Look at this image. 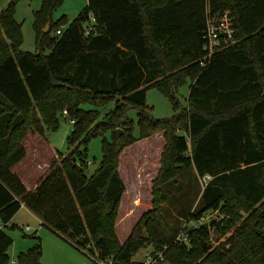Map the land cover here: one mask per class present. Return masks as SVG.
<instances>
[{"label": "trees", "instance_id": "16d2710c", "mask_svg": "<svg viewBox=\"0 0 264 264\" xmlns=\"http://www.w3.org/2000/svg\"><path fill=\"white\" fill-rule=\"evenodd\" d=\"M17 1L0 12V264H11L14 240L7 229L22 206L77 248H88L91 264L106 258L143 264L133 256L147 243L164 251L165 264H264V0H88L65 26L63 17L52 18L63 0H42L35 11L36 52L21 49ZM223 10L234 16L237 41L203 64L208 11ZM187 80L188 104L180 108L176 91ZM150 87L169 96L173 116H153ZM87 103L93 107L84 108ZM130 107L138 109V136ZM58 114L74 123L70 149L30 190L14 166L26 157L28 133L44 136L47 125L57 127ZM107 131L101 165L89 176L87 143ZM159 133L165 142L152 180L153 206L120 240L116 227L127 189L121 154ZM191 167L197 177L212 178L199 207L180 212L197 220L218 210L224 217L183 227L188 245L176 241L180 231L166 232L170 193L162 186ZM211 227L234 229L215 245ZM37 238L18 254V264H42Z\"/></svg>", "mask_w": 264, "mask_h": 264}, {"label": "rangeland", "instance_id": "374dc122", "mask_svg": "<svg viewBox=\"0 0 264 264\" xmlns=\"http://www.w3.org/2000/svg\"><path fill=\"white\" fill-rule=\"evenodd\" d=\"M10 0L0 1V12ZM88 4V0H63L52 13L54 21L63 17V25L69 24ZM42 5V0H18L15 6V17L22 24L24 41L21 45L23 51L36 52V32L34 27L35 11ZM190 92V80L182 83L176 91L179 101L178 107L188 104ZM146 103L151 107V112L155 118L171 117L176 113L177 108L173 105L169 96L158 87H150L147 90ZM84 108H92L93 105L87 103ZM114 107L110 103L103 109V112ZM133 120V131L136 136L140 134L138 122V109L130 107L127 112ZM58 125L56 128H45L44 136H38L40 149L33 154L32 145L34 140L29 136L25 142L29 155L17 168H26L30 171L29 179H26L28 186L44 172L45 169L34 165V158H38L40 163L51 164L53 160L61 159L59 153H67L70 149L68 137L71 134L74 123L66 114H58ZM121 129V128H119ZM118 129V130H119ZM123 130V129H122ZM123 131L121 132V134ZM37 134V133H36ZM120 134V135H121ZM111 138V132L107 131L103 135H97L87 143V173L90 176L101 165L103 159V138ZM48 141L49 149L42 141ZM163 133L156 134L150 138L138 140L124 149L120 158V173L127 185L126 192L122 198L118 221L117 234L120 240H124L131 232L143 213L152 208V180L157 175L160 167L161 153L164 147ZM39 147V146H38ZM36 162V161H35ZM49 170V169H48ZM48 170L46 172H48ZM203 177L198 176L196 170L191 167L178 181L164 184L163 190L169 191L167 203L164 204L166 217V232L170 236L176 231L183 230V227H197L199 219H191L189 215H184L180 211L186 208V212L196 210L200 203V191L205 183ZM244 213V212H241ZM206 216H221L217 211H208ZM17 226L7 229L13 237V244L9 249L11 259H16L20 252L28 250L38 242L37 236L41 238L43 254L42 264H91L94 255L87 248L85 250L77 248L66 236L59 234L50 227L42 224V220L29 208L22 207L13 223ZM30 226V228H28ZM233 229H213L209 234V241L219 245L226 241L227 237L233 233ZM153 251V245L147 243L142 246L133 256L134 260L140 261L146 258L147 254ZM164 261L158 264H165Z\"/></svg>", "mask_w": 264, "mask_h": 264}, {"label": "built area", "instance_id": "2783aa9c", "mask_svg": "<svg viewBox=\"0 0 264 264\" xmlns=\"http://www.w3.org/2000/svg\"><path fill=\"white\" fill-rule=\"evenodd\" d=\"M62 29L57 30V34H60ZM236 28L234 25V16L231 14L229 10L218 11L215 13H211L208 11L207 14V26H206V43H205V59L203 60V64L213 56V54L220 49L232 46L236 41ZM66 112V110H65ZM212 176L210 174H206L203 176V181L206 184ZM218 211V210H217ZM214 210L213 212H216ZM207 213V212H206ZM205 213V214H206ZM203 215L197 223V227L201 226L202 224H210L211 220H220L224 215L221 216H206ZM30 228V226H28ZM214 227L210 228L212 231ZM177 242H182L186 244H190V236L189 232L182 230L176 237ZM164 260V251L162 250H153L152 252L148 253L146 258L142 260L143 264H158ZM99 264H111L113 262L112 258L106 259H99L97 260ZM11 264H18L17 258L11 260Z\"/></svg>", "mask_w": 264, "mask_h": 264}, {"label": "crops", "instance_id": "0c3cea01", "mask_svg": "<svg viewBox=\"0 0 264 264\" xmlns=\"http://www.w3.org/2000/svg\"><path fill=\"white\" fill-rule=\"evenodd\" d=\"M30 135H31V136H34V137H32V139L34 140L33 145H32V153L35 154V153L40 149V147H41L40 144H39V143H40V140H38V139H39L38 136L40 137L41 135L36 134V133H31V132H29L28 135H27L26 138H25L24 144H25L27 138H28ZM42 142H43V144H44L46 147L50 146L47 140H46V142H44V141H42ZM25 146H26V144H25ZM38 146H39V147H38ZM26 149H27V148H26ZM48 149H49V147H48ZM49 150H50V149H49ZM28 155H29V152L27 151L26 157H25L22 161H20L18 164H16V165L14 166V170H15V172H17V173L21 176L23 182L25 183V185L27 186L28 189H30V190H35L36 187H37V185L39 184L41 178L47 173L46 171L49 169V167H50L51 164L44 163L45 165H43L42 163H40V160H39L38 158H34V165L36 164L37 166H39L38 168L45 169V170H44V172H43V173H42V174H41L36 180H35V178L33 177L32 184H31L30 186H28V182H27L26 179H29L30 171H28L26 168H22V169H19V170L17 169V168L20 166V164H22V162H24V160L27 158ZM35 161H36V162H35ZM36 165H35V166H36ZM22 207H26V206H22ZM26 208H27V207H26ZM16 215H17V214H16ZM16 215H15V216H16ZM15 216H14V218H15ZM14 218H13V219H14ZM13 219H12V221L10 222L9 225H11V224L13 223ZM40 220H41V219H40Z\"/></svg>", "mask_w": 264, "mask_h": 264}, {"label": "water", "instance_id": "95a60500", "mask_svg": "<svg viewBox=\"0 0 264 264\" xmlns=\"http://www.w3.org/2000/svg\"><path fill=\"white\" fill-rule=\"evenodd\" d=\"M48 29H49V23H48V25H47L46 30H48ZM122 131H123L122 129H119V130H118L119 135L121 134Z\"/></svg>", "mask_w": 264, "mask_h": 264}]
</instances>
